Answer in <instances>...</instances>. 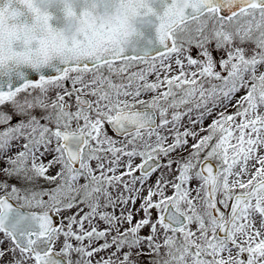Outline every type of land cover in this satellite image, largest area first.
I'll use <instances>...</instances> for the list:
<instances>
[{"label": "snow or ice", "instance_id": "1", "mask_svg": "<svg viewBox=\"0 0 264 264\" xmlns=\"http://www.w3.org/2000/svg\"><path fill=\"white\" fill-rule=\"evenodd\" d=\"M0 264H264V0H0Z\"/></svg>", "mask_w": 264, "mask_h": 264}, {"label": "rangeland", "instance_id": "2", "mask_svg": "<svg viewBox=\"0 0 264 264\" xmlns=\"http://www.w3.org/2000/svg\"><path fill=\"white\" fill-rule=\"evenodd\" d=\"M207 123V122H206Z\"/></svg>", "mask_w": 264, "mask_h": 264}]
</instances>
